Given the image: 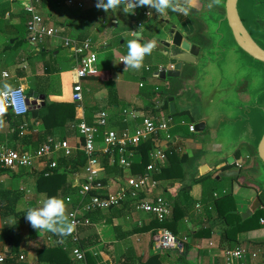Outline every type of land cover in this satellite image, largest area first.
<instances>
[{"label":"crops","instance_id":"0c3cea01","mask_svg":"<svg viewBox=\"0 0 264 264\" xmlns=\"http://www.w3.org/2000/svg\"><path fill=\"white\" fill-rule=\"evenodd\" d=\"M82 1L85 5L83 10L69 8L64 5L63 0H0V147L34 154L49 140H54L67 142L73 149L71 157L58 152L48 160L37 162L36 170L0 173V190L16 193L18 187H10V182L14 186L16 181L23 185L27 178L32 179L30 184H33L22 188L24 196L16 194L19 201L14 206L15 214L11 212L7 217L0 215V255L4 258L0 264H5L10 249L5 242L6 236L2 235L3 229L15 222H20V234L18 256L14 264H89L88 257L97 260H91V264H139L142 260L163 256L165 250H158L154 243L155 234L160 227L155 226L152 216L136 209L137 204L151 203L156 196H162L170 204L172 214L175 208L187 213V208L194 206L193 215L189 217L185 214L182 224L186 230L182 237L189 247L185 261H177L172 254L164 256V264H225L226 254L237 248L248 251L237 264H264V251L250 249L253 244L264 242V218L260 217L259 221L254 222L256 225L253 228L230 234L231 225L223 217L230 212L239 215L242 222L254 219L264 212V206L247 219L243 215L257 198L264 203V193L254 183L249 185L242 179L222 178V172L231 168L226 167V161L210 154L213 137H208V133H190L189 126L198 123L199 106L195 98L197 91H192L190 95L187 90L175 89L171 85L172 80L158 75L164 65L158 62V55L153 51L145 56L139 69H125L121 63L127 52V41L134 38L131 34L133 31H137L135 38L141 42L168 39L173 26L184 36L196 37L198 31L193 24L198 14L197 6L203 0H171L173 7H183L184 12L169 9L162 14H157L148 6H138L134 10L114 8L105 12L96 8L97 0ZM28 4L38 12L47 29L60 32L58 38H47L39 44L29 42L26 30L29 16L25 11ZM138 23L142 24L139 30ZM138 35L142 37L139 38ZM64 39L79 42L90 39L96 46H100L93 64L97 77H88L79 82L74 71L75 59L64 48ZM78 83L83 92V103L77 105L75 113L78 123L59 128L53 137L48 138L43 121L34 120L28 115L20 120L21 126H24L23 131L20 129L19 135H13L14 129L5 119L7 112L1 99L5 84L14 90L22 88L30 100L34 94L43 96L45 101L42 106L31 108L39 110L46 101L75 105L72 94ZM171 105H174V109ZM99 112L108 114V126L100 128V149L103 148L108 131H115L118 135L126 130L135 133L146 120H171L169 133L172 140L168 141L165 134H160L149 142L153 143V149L157 147L163 150L169 147V151H173L172 157H175L174 160L167 157L163 163L160 171L164 168L172 172L169 179L156 180L157 190L142 192L135 200L90 214L91 224L79 231L80 246L82 238L85 239V261H78L75 246L70 240L73 230L69 236L57 238L53 232L33 228L24 215L29 208L39 206L46 198L45 195H36L34 176L43 174L40 169L45 163L57 162L58 170L66 176V188L60 194L64 193L73 200L77 197V192L85 185L84 168L74 170L75 167L72 166L81 152V138L77 127L82 122L93 126ZM193 136L197 138L192 140ZM249 149L242 147L235 155V160L238 168H242L241 174L247 169L256 178L255 174L259 173V169L255 166L252 150ZM237 166L232 169H238ZM101 167L100 162V170ZM205 167L208 171H205ZM121 172L122 175H119L120 172L105 174L101 170L102 184L105 181L106 186L103 185L100 193L108 195L120 192L126 187L130 175L139 176L133 172ZM11 175L22 178L11 179ZM244 176L253 177L248 173ZM236 185L245 188L243 202L247 205H243L244 207L240 206L235 195ZM185 188L190 189L189 199L193 204L187 202L182 194ZM227 196L230 197L226 198ZM197 206L201 208L197 209ZM74 209V204L65 203L66 216ZM90 229L93 230L91 235L88 234ZM59 238L65 240L62 249L67 257L45 254L43 250L56 247Z\"/></svg>","mask_w":264,"mask_h":264},{"label":"water","instance_id":"95a60500","mask_svg":"<svg viewBox=\"0 0 264 264\" xmlns=\"http://www.w3.org/2000/svg\"><path fill=\"white\" fill-rule=\"evenodd\" d=\"M212 5L224 14L203 8L200 3L196 21L202 29L196 37L184 36L173 26L168 39H153L152 51L164 65L158 75L172 80L175 89L187 90L190 95L197 91L195 133L213 137L210 154L226 161V167L231 168L222 172L221 177L236 180L246 177V173L241 174L235 155L242 147H249L259 169L261 191L264 190V0H213ZM240 87L243 95L238 92ZM44 101L43 96L34 94L28 103L37 108ZM235 166L238 169H232ZM263 206L257 198L243 218L251 217Z\"/></svg>","mask_w":264,"mask_h":264},{"label":"built area","instance_id":"2783aa9c","mask_svg":"<svg viewBox=\"0 0 264 264\" xmlns=\"http://www.w3.org/2000/svg\"><path fill=\"white\" fill-rule=\"evenodd\" d=\"M63 2L69 8H78L79 10L85 8L82 0H63ZM25 11L29 16L26 30L30 43L39 44L47 38L54 39L59 37L60 32L58 30L47 29L44 26L42 18L31 4L26 5ZM141 27L142 24L138 23L137 29L139 30ZM131 34L132 37H136L137 31H133ZM63 46L75 59L74 71L79 82L94 74L93 64L100 46H96L90 39L81 42L64 39ZM121 63H123L122 60ZM160 71H163V69L160 68ZM5 77L8 76L5 75ZM1 99L5 109H8L15 118L25 119L28 117L31 109L28 103L30 99L22 88L15 89L14 96H6L3 92ZM72 102L77 105L83 103L82 86L79 83L73 88ZM96 119V123L93 126L82 122L77 127L81 138L80 151L86 157L84 167L85 185L79 191V195L82 198L81 203L67 217L72 224L73 234L70 240L75 246L78 261H85V252L80 246L79 231L82 227L91 224L90 214L110 210L120 204L127 203L129 200H135L142 192L157 190L158 181L153 179L152 174L160 172L163 163L167 160V152L170 148L167 147L163 150L157 147L154 148L150 154L151 162L144 175L138 177L130 175L123 190L114 194H102L103 196H100V191L103 189L100 155L109 158L111 165H115L123 172L131 174L138 148L142 144L154 140L160 134H165L168 141L172 140V136L169 133L171 120L162 122L146 120L135 133L126 130L123 134L118 135L115 131H108L105 135L103 148L100 149V142L98 141L100 128L108 126V114L99 112ZM20 129L23 131L24 126ZM189 131L190 133H195L194 125L189 126ZM58 152H63L66 157H71L73 149L67 142H56L54 140H49L34 154L0 147V170L10 172H18L23 169L36 170L37 162L48 160ZM58 169V163L51 162L45 163L40 170L45 176H49L50 173ZM66 201L71 203L70 198H67ZM200 208V206H197V209ZM136 209L141 213L152 216L160 224H164L172 216V208L162 196H156L151 203H139ZM64 241V238H59L58 244L63 245ZM154 243L158 250L177 251L180 254L184 253L185 250L183 242L166 228H160L156 232ZM247 254L248 251L245 248H237L230 251L225 256V264H237ZM20 259L24 260V257ZM3 261L4 258L0 255V262Z\"/></svg>","mask_w":264,"mask_h":264},{"label":"trees","instance_id":"16d2710c","mask_svg":"<svg viewBox=\"0 0 264 264\" xmlns=\"http://www.w3.org/2000/svg\"><path fill=\"white\" fill-rule=\"evenodd\" d=\"M98 74L90 75L89 78H95ZM75 104V103H74ZM76 107L75 105L70 104H54L49 103L48 101L45 102L44 106L39 109H30L29 116L33 118L34 120H42L44 125V131L48 138H51L55 135V131L59 128H65L68 125H74L75 123H78L75 119V113H76ZM6 116L5 119L8 121L11 125V128L14 129V136H17L20 134V128L22 127L21 119L15 118L8 109H6ZM39 138V137H38ZM43 140V139H42ZM48 141V139H46ZM46 141L44 143H46ZM153 150V143L148 142L145 144H142L138 148V153L136 155V158L134 160V164L132 167V172L134 175H144L146 173L147 167L150 163V154ZM239 152H237L238 154ZM173 151L167 152V157L174 160L173 158ZM254 155V154H253ZM100 162L102 164L101 170L105 174H114L120 172L119 175H122L121 170L115 166L110 164L109 158L100 155ZM86 163V157L85 154L81 151L80 154L77 156L76 162L72 164L74 170L84 168ZM60 170V169H59ZM59 170H55L52 173L49 174V176H45L44 174H35V184H36V195H45V197H51V196H58L63 199L64 203H66V199L68 196H66L64 193L63 195L60 194V192L66 188V176L62 174ZM3 170H0V173ZM5 171V170H4ZM172 170L167 171V169H162L160 173H153L152 177L154 180H166L169 179L171 176ZM103 185L106 186V182L103 181ZM244 186V185H243ZM189 193L190 189L185 188L182 192V194L186 197L185 199L187 202H190V204H193L194 202L189 199ZM96 194V193H95ZM106 195V194H103ZM102 193H100V196H103ZM230 196H227L226 198H229ZM19 201V198L14 192L9 190H0V215H5V217L9 216V214L12 212L15 214V207ZM74 201V202H73ZM82 201V198L79 195V191L77 192V197L73 200L71 199V203L74 204V206H78ZM69 203V204H71ZM15 206V207H14ZM194 211V206L190 205L187 208V213H184L182 209L175 208L173 210L172 216L164 223L160 224L156 220H153V223L155 226L160 228H166L170 230L178 239H180L184 244V253L180 254L177 251H171V250H165L163 256H154L148 260H142L139 264H164L165 257L174 255L176 257V260L179 262L185 261L187 254L189 253V247L187 246V241L182 236L185 235L186 230L182 226L183 219L186 216L189 215L192 216ZM222 211V209H220ZM232 211H234V207H232ZM99 213V211L97 212ZM93 215V214H92ZM67 217V216H66ZM225 220L230 223L231 231L230 234H237L241 231H246V229H250L254 227V222L259 221L260 217L264 218V212H261L257 215L254 219H251L247 222H242L241 217L239 215L235 214H227L223 216ZM68 218V217H67ZM234 222L232 224L231 221ZM235 220V221H233ZM239 221V222H237ZM256 225V224H255ZM256 227V226H255ZM2 232L3 236L5 237V242L7 245H9V254L7 255V260L5 264H14L16 262V258L18 256V239L20 234V222H15L12 226L5 227ZM72 231V230H71ZM95 233V232H94ZM55 236L58 237H64L69 236L70 232L65 235H60L57 233H54ZM89 235L93 234V230H89ZM63 245L58 244L56 247L49 248L43 250L45 254L51 253V254H61L62 257H67L66 252L62 249ZM81 248L85 249V239L82 238L81 241ZM250 249L252 251L255 250H262L264 251V242L263 243H256L253 244ZM165 256V257H164ZM91 260L94 262H97L95 258L88 257V263L91 264Z\"/></svg>","mask_w":264,"mask_h":264},{"label":"clouds","instance_id":"9594fccd","mask_svg":"<svg viewBox=\"0 0 264 264\" xmlns=\"http://www.w3.org/2000/svg\"><path fill=\"white\" fill-rule=\"evenodd\" d=\"M96 8L108 12L114 8H134L138 6H148L157 14H162L166 10L184 12L180 6L173 7L171 0H97ZM212 7L211 4L208 5ZM154 48L151 41L141 42L138 38H132L127 41V52L122 62L125 69H139L142 66L146 55H149ZM6 96H14L15 90L7 84L3 86ZM26 220L37 230H47L60 235H65L72 230V224L65 215V203L58 196L46 197L39 206L29 208L25 213Z\"/></svg>","mask_w":264,"mask_h":264},{"label":"rangeland","instance_id":"374dc122","mask_svg":"<svg viewBox=\"0 0 264 264\" xmlns=\"http://www.w3.org/2000/svg\"><path fill=\"white\" fill-rule=\"evenodd\" d=\"M198 106H199V103H198ZM196 135H200L199 133L198 134H196ZM195 138H197V136H193V138H192V140L193 139H195ZM244 173H248L249 175H251V177L254 175H252V173L250 172V170L248 171L247 169H245L244 171H243ZM258 175H259V173L257 172L256 174H255V176H256V178L253 176L252 178H249V177H245V178H243L242 179V181L243 182H245L246 184H249V185H253L252 183H254L256 186L255 187H257V188H260V181H261V179H258ZM263 175V174H262ZM16 176V177H15ZM11 177V179H13V178H16L17 179V177L18 178H22V177H20V176H17V175H11L10 176ZM30 178H27L26 179V181L25 182H23V185H21L20 183H19V181H16L15 182V186H14V184L12 183V182H10V187H18L17 188V192L15 193V194H17V195H25L24 194V192L22 191V188H24V186L25 185H27V184H29V185H33V184H30V182H31V180H29ZM244 190H245V188H243V187H241V186H235V195H236V197H237V200H238V202L240 203V206H243V205H247V203H244L243 202V197H244ZM261 192H262V194L264 193V190H261ZM263 196V195H262ZM244 207V206H243ZM242 207V208H243ZM246 208V207H245Z\"/></svg>","mask_w":264,"mask_h":264},{"label":"flooded vegetation","instance_id":"af4514ba","mask_svg":"<svg viewBox=\"0 0 264 264\" xmlns=\"http://www.w3.org/2000/svg\"><path fill=\"white\" fill-rule=\"evenodd\" d=\"M204 3H205V4H204ZM212 3H213V0H203V3H202V4L204 5L203 8H205V7L209 8L208 5H209V4L212 5ZM199 5H200V3L198 4L197 8L199 7ZM209 9H210V10H213V11H216V12H218V13H223V14H224V11H223V10L218 9V8L215 7L214 5H212V7L209 8ZM193 26L196 28L197 31H199V30L202 29V26L200 25V23H199L198 21L194 22ZM238 92H240V94H242V95L244 94V91H243L242 87H240V88L238 89ZM249 151H251V149H249Z\"/></svg>","mask_w":264,"mask_h":264}]
</instances>
